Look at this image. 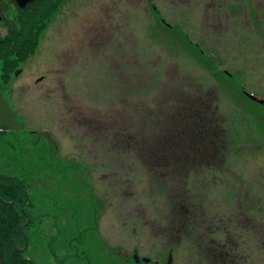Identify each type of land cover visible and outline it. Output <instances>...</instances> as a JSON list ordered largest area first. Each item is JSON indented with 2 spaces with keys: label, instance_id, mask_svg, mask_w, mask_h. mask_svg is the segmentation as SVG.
Listing matches in <instances>:
<instances>
[{
  "label": "rangeland",
  "instance_id": "obj_1",
  "mask_svg": "<svg viewBox=\"0 0 264 264\" xmlns=\"http://www.w3.org/2000/svg\"><path fill=\"white\" fill-rule=\"evenodd\" d=\"M14 67L0 59V171L24 180L43 220L27 231L37 263L172 251L205 264L197 240L221 215L264 243V103L245 93L264 100V0H67ZM196 94L214 101L200 105L222 151L179 172L152 149Z\"/></svg>",
  "mask_w": 264,
  "mask_h": 264
},
{
  "label": "flooded vegetation",
  "instance_id": "obj_2",
  "mask_svg": "<svg viewBox=\"0 0 264 264\" xmlns=\"http://www.w3.org/2000/svg\"><path fill=\"white\" fill-rule=\"evenodd\" d=\"M31 3L22 7L17 0H0V39L7 37L16 27L20 14ZM13 71L16 76L20 74V68L14 67ZM4 74L5 72L1 70L0 82H4L1 79ZM188 99L190 104L184 105L186 113L180 112L179 116L171 121L170 137L165 138L163 143L160 140L152 149L156 151V159L170 163L172 168L179 172L184 168H194L199 165L203 166L204 170L209 169L216 157L219 158L217 151H222L219 148L223 137L215 127L211 126L216 111H205L200 105L202 103L211 109L214 101L210 102L208 99L201 101L199 94L194 97L189 96ZM207 164L209 167H206ZM186 192L189 193V191L182 192L183 198L186 197ZM186 205L188 207L187 202ZM221 217L224 216L219 217L220 221L223 219ZM220 221H216L214 217L211 223L215 226H204L205 230L197 240L201 245L206 244L208 256L207 259L203 257L204 260L206 259L205 264H264V243L259 242V226H222ZM141 259L143 260L144 257ZM149 259L145 262L167 264L169 256L164 263L157 259Z\"/></svg>",
  "mask_w": 264,
  "mask_h": 264
},
{
  "label": "trees",
  "instance_id": "obj_3",
  "mask_svg": "<svg viewBox=\"0 0 264 264\" xmlns=\"http://www.w3.org/2000/svg\"><path fill=\"white\" fill-rule=\"evenodd\" d=\"M66 1L35 0L22 11L16 27L9 32L6 39L0 40V59L3 70L16 66L20 61L35 53L41 31ZM9 133V127L0 122V142ZM11 148L12 145H7L6 150ZM22 206L30 216L28 223ZM33 212L34 202L24 180L16 176L7 177L0 171V264L4 247L5 255L2 264H39L28 256L29 248L22 250L26 246L25 237H28V229L38 226L43 221ZM25 224L26 227L23 228ZM52 252L55 254L53 249ZM54 256L58 257L57 254Z\"/></svg>",
  "mask_w": 264,
  "mask_h": 264
},
{
  "label": "water",
  "instance_id": "obj_4",
  "mask_svg": "<svg viewBox=\"0 0 264 264\" xmlns=\"http://www.w3.org/2000/svg\"><path fill=\"white\" fill-rule=\"evenodd\" d=\"M17 1H18V3H19L20 6L24 7L25 5H27V3H29V2H33L34 0H17ZM246 94H247L251 99H253V100H255V101H257V102H259V103H261V104L264 103V100H262V99H258L256 96H253V95H251V94L248 93V92H246ZM22 210L24 211V214H25L26 218L29 219V215L25 212L23 206H22ZM25 225H26V224H25ZM25 225H23V228H25ZM27 247H28V238L26 237V248H25L24 250H26ZM4 248H5V247H4ZM4 248H3V251H2V262H3V258H4V255H5V250H4ZM135 258H136L137 261L140 260V258H139L137 255H136ZM149 260H150L149 258H144V261H149ZM2 262H1V264H2ZM167 264H173V254H172V252H170V254H169V259H168Z\"/></svg>",
  "mask_w": 264,
  "mask_h": 264
}]
</instances>
